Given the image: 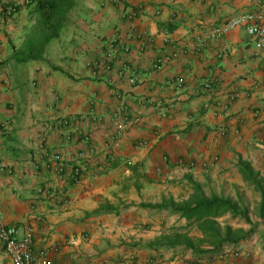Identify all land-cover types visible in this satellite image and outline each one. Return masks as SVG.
I'll list each match as a JSON object with an SVG mask.
<instances>
[{
    "label": "crops",
    "instance_id": "crops-1",
    "mask_svg": "<svg viewBox=\"0 0 264 264\" xmlns=\"http://www.w3.org/2000/svg\"><path fill=\"white\" fill-rule=\"evenodd\" d=\"M263 1L75 0L44 60L17 63L35 17L26 0H0L17 5L11 17L0 11L2 220L33 229L45 264H264L262 227L260 247L240 240L214 255L208 243L189 247L196 229L176 243L186 217L140 206L189 202L192 182L206 196L222 195L212 185L224 182L256 188L242 163L264 176V47L243 27L204 37ZM81 154L88 165L67 201L39 193L56 177L48 158L70 170ZM229 250L240 254L220 257ZM0 264H13L2 245Z\"/></svg>",
    "mask_w": 264,
    "mask_h": 264
},
{
    "label": "trees",
    "instance_id": "trees-1",
    "mask_svg": "<svg viewBox=\"0 0 264 264\" xmlns=\"http://www.w3.org/2000/svg\"><path fill=\"white\" fill-rule=\"evenodd\" d=\"M75 0H36L31 3L30 9L35 17V22L28 32L22 46L12 54L11 59L17 63L43 61L49 44L58 38L64 28L69 12L74 8ZM240 169L247 182L255 184L262 192L261 214L264 215V189L257 175L249 169L248 164L242 163ZM193 183L194 193L189 202L176 203L174 200L159 204L142 203L143 208L156 210L168 209L173 213L186 217L188 223L174 228V240L176 243L187 241L188 233L193 229L202 233L201 238H189V247L199 251L204 243L213 248L212 254H218L227 244H236L244 237L235 238L229 236L231 229L222 232L217 224L219 217L230 214L232 217H244L245 210L241 211L237 203L224 195L212 194L206 196L201 186ZM108 208H106V212ZM101 211L92 212L98 214ZM245 236V235H244ZM196 238V237H195Z\"/></svg>",
    "mask_w": 264,
    "mask_h": 264
},
{
    "label": "built area",
    "instance_id": "built-area-1",
    "mask_svg": "<svg viewBox=\"0 0 264 264\" xmlns=\"http://www.w3.org/2000/svg\"><path fill=\"white\" fill-rule=\"evenodd\" d=\"M26 3H32L31 0H26ZM16 4H3L0 11L6 16L11 17L16 12ZM243 27L248 35L254 40L258 47H264V1L256 11L245 12L240 15L234 16L226 20L223 24L209 29L205 32L206 40H217L222 36L228 34L234 29ZM169 43H175V39H166ZM184 48H174L171 54L163 56L158 59L154 64V69H160L166 61L179 56L184 52ZM115 49L110 48L103 60V68L107 70L109 68L110 58L115 55ZM132 84L136 83L135 78L130 77ZM1 94V90H0ZM67 124V122H65ZM70 137V136H69ZM108 146L116 148L118 147L117 141L108 142ZM112 148V149H113ZM92 151L89 153L91 154ZM109 154H111L109 152ZM86 156L79 155L74 163L71 165V169L67 170L65 164L60 161L57 156H52L47 159L45 167L47 169H53L55 172V179L48 185L42 186L39 189V193L52 201H67L68 200V188L69 185L76 181L78 177L87 167ZM2 208L0 207V245L4 248L5 252L12 258L13 264H45V250L34 249V231L32 228L22 231L17 225H7L2 220ZM232 254L237 257L240 253L238 251H231L222 253L220 256L224 258Z\"/></svg>",
    "mask_w": 264,
    "mask_h": 264
},
{
    "label": "rangeland",
    "instance_id": "rangeland-1",
    "mask_svg": "<svg viewBox=\"0 0 264 264\" xmlns=\"http://www.w3.org/2000/svg\"><path fill=\"white\" fill-rule=\"evenodd\" d=\"M259 175V180L262 182V186L264 189V176H262L261 174ZM212 186H220L221 189L216 188L215 191L222 192L220 193L222 195H229L233 197L235 199V202L237 203L238 208L241 211L245 210L247 214V219L244 217L234 218L228 215L219 217L217 219V224L221 228L222 232H225L227 228H230L231 231L229 236L235 238L244 237L242 239L243 243H248L249 241L256 238V243L251 244L252 246L260 247L261 245L259 244V239H257V233L260 227L264 229V215H261L260 213L262 192L258 190L257 186L255 188L253 185L245 182L234 183L232 186L224 182V184L219 183ZM241 248L243 249L244 247Z\"/></svg>",
    "mask_w": 264,
    "mask_h": 264
}]
</instances>
